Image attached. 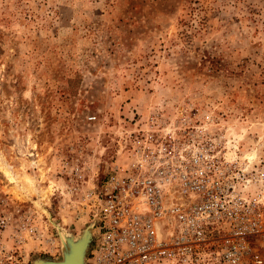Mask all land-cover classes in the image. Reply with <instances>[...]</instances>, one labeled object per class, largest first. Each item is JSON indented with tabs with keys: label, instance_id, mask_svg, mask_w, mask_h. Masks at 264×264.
Returning a JSON list of instances; mask_svg holds the SVG:
<instances>
[{
	"label": "rangeland",
	"instance_id": "374dc122",
	"mask_svg": "<svg viewBox=\"0 0 264 264\" xmlns=\"http://www.w3.org/2000/svg\"><path fill=\"white\" fill-rule=\"evenodd\" d=\"M151 105L264 136V0H0V212L46 227L30 261L88 227L68 186Z\"/></svg>",
	"mask_w": 264,
	"mask_h": 264
},
{
	"label": "built area",
	"instance_id": "2783aa9c",
	"mask_svg": "<svg viewBox=\"0 0 264 264\" xmlns=\"http://www.w3.org/2000/svg\"><path fill=\"white\" fill-rule=\"evenodd\" d=\"M195 108L151 105L117 122L110 166L68 186L92 225L85 264H264V136L245 144ZM38 228L0 212V264H31Z\"/></svg>",
	"mask_w": 264,
	"mask_h": 264
},
{
	"label": "bare ground",
	"instance_id": "6f19581e",
	"mask_svg": "<svg viewBox=\"0 0 264 264\" xmlns=\"http://www.w3.org/2000/svg\"><path fill=\"white\" fill-rule=\"evenodd\" d=\"M237 137L243 140L242 132L240 134L237 133ZM248 151H253V150L244 151L243 153L244 157H246L245 152H248ZM247 159L250 160V158H247ZM56 228L58 230V235L60 239V255H61L60 259L59 260L35 259V260H32L31 264H73V263L76 264L77 258H78L79 264H85V253L88 248V242L90 241V238H91L92 226L89 225L84 230H82V232L79 235H76V236L73 234L66 233V232H60L59 227L57 225H56ZM42 231L46 232L45 228L41 230L42 237H43ZM51 242H53V240ZM31 243L33 245H30ZM35 243L37 245L38 241L28 239V242L26 245L27 251L33 246H35ZM69 260L70 262L67 263ZM60 261H63V262H60Z\"/></svg>",
	"mask_w": 264,
	"mask_h": 264
},
{
	"label": "water",
	"instance_id": "95a60500",
	"mask_svg": "<svg viewBox=\"0 0 264 264\" xmlns=\"http://www.w3.org/2000/svg\"><path fill=\"white\" fill-rule=\"evenodd\" d=\"M89 225H91V224L89 223ZM89 225H88V226H89ZM88 243H89V242H88ZM70 260H71V259H70ZM70 260H69L67 263H69ZM60 262H63V261H60ZM60 262H59V263H60ZM73 264H75V263H73ZM76 264H79V263H78V258H77Z\"/></svg>",
	"mask_w": 264,
	"mask_h": 264
}]
</instances>
